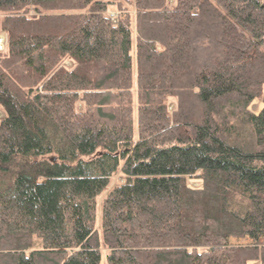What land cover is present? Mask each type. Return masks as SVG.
Masks as SVG:
<instances>
[{
    "label": "trees",
    "instance_id": "16d2710c",
    "mask_svg": "<svg viewBox=\"0 0 264 264\" xmlns=\"http://www.w3.org/2000/svg\"><path fill=\"white\" fill-rule=\"evenodd\" d=\"M0 31V264H264V0H0Z\"/></svg>",
    "mask_w": 264,
    "mask_h": 264
},
{
    "label": "rangeland",
    "instance_id": "374dc122",
    "mask_svg": "<svg viewBox=\"0 0 264 264\" xmlns=\"http://www.w3.org/2000/svg\"><path fill=\"white\" fill-rule=\"evenodd\" d=\"M111 13V12H110ZM112 13H116V11H113ZM111 13V14H112ZM239 97H240V95L239 94H237V93H233V94H231V95H229V96H225V97H222V98H220V99H218V101L220 102V103H225V102H228L229 100H238L239 99ZM172 106V105H171ZM264 106V101H263V99H261V98H258V97H256L255 99H253V100H251V102L248 104V108L249 109H252V110H255V111H258V110H260L262 107ZM0 114H2V111L0 110ZM124 179V176L123 175H121V174H116L115 176H114V178H113V183L114 182H116V181H122ZM239 242H246L247 241V239H239L238 240ZM101 264H108L107 262H106V260H105V255L103 256V258H102V261H101Z\"/></svg>",
    "mask_w": 264,
    "mask_h": 264
},
{
    "label": "built area",
    "instance_id": "2783aa9c",
    "mask_svg": "<svg viewBox=\"0 0 264 264\" xmlns=\"http://www.w3.org/2000/svg\"><path fill=\"white\" fill-rule=\"evenodd\" d=\"M5 42H6V37L5 34L0 32V51L4 49L5 47Z\"/></svg>",
    "mask_w": 264,
    "mask_h": 264
}]
</instances>
